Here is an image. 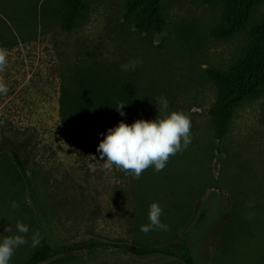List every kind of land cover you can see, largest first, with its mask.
Wrapping results in <instances>:
<instances>
[{
    "label": "rangeland",
    "instance_id": "374dc122",
    "mask_svg": "<svg viewBox=\"0 0 264 264\" xmlns=\"http://www.w3.org/2000/svg\"><path fill=\"white\" fill-rule=\"evenodd\" d=\"M46 0H0V18L13 29L17 45L7 49L0 78V239L29 226L27 244L9 264H27L40 232L54 248L96 238L109 246L59 255L43 264H184L166 256L137 257L111 244H163L187 240L198 264H264V94L233 114L220 141L208 114L217 88L206 70L232 72L246 56L253 31L264 25V0L255 2L242 29L217 39L227 0H162L168 19L163 34L147 35L127 16L128 0H87L72 32L44 15ZM6 49V48H5ZM71 54H147L161 72L168 113L191 120V143L166 167L147 169L139 179L105 169L78 132L59 115L61 70ZM9 141L27 167L31 189L12 163ZM16 202L18 207H12ZM157 202L168 229L147 234L150 205ZM11 227L12 232H5ZM227 227L232 231L223 237ZM45 235V237H44ZM225 241V242H224Z\"/></svg>",
    "mask_w": 264,
    "mask_h": 264
},
{
    "label": "trees",
    "instance_id": "16d2710c",
    "mask_svg": "<svg viewBox=\"0 0 264 264\" xmlns=\"http://www.w3.org/2000/svg\"><path fill=\"white\" fill-rule=\"evenodd\" d=\"M211 3L213 0H204ZM229 4L223 25L212 30L214 38L233 36L242 29L258 0H227ZM48 16L53 24L65 32H72L83 19L87 0H46ZM127 16L134 13V28L142 34H163L168 19L163 13L162 0H128ZM254 40L246 56L232 72L208 68V78L217 88V97L208 114L217 138L222 141L229 132L232 117L237 108L247 101L260 99L264 94V25L253 31ZM17 45L12 27L0 18V47L11 49ZM71 60L61 70L63 81L59 101V115L82 137L86 147L96 155L97 147L109 128L121 121L132 124L137 119L154 120L161 110L157 98L162 97L161 72L149 67L147 54H115L110 60L104 55L71 54ZM139 60L135 70L122 71L121 65ZM125 104L124 116L117 106ZM168 113V111H167ZM5 145L12 153V163L18 169L22 180L31 189L27 167L20 155L7 140ZM232 228L227 227L223 237H228ZM45 237V235H44ZM225 242V241H224ZM96 238H89L81 244L59 249L44 238L27 264H43L53 258L74 251L91 250L98 246H109ZM137 257L166 256L176 258L184 264H198L187 240H174L163 244L135 245L111 244Z\"/></svg>",
    "mask_w": 264,
    "mask_h": 264
},
{
    "label": "clouds",
    "instance_id": "9594fccd",
    "mask_svg": "<svg viewBox=\"0 0 264 264\" xmlns=\"http://www.w3.org/2000/svg\"><path fill=\"white\" fill-rule=\"evenodd\" d=\"M8 56V50L0 47V73L8 67ZM139 63L142 61H129L121 65V70H135ZM7 92L8 86L3 78H0V94ZM157 103L161 112L156 119H137L130 125L121 121L118 126L109 128L106 135L101 134L104 138L100 141L97 152L105 169L115 167L116 170L139 179L150 167H154L156 172L162 171L172 156L186 149L191 143L190 117L183 111L167 113L168 101L164 97H158ZM124 106L122 103L116 107L121 116L125 115ZM12 207H18V204L14 201ZM162 215L161 206L153 202L148 212L149 223L141 225L140 231L145 234L153 229L166 231L168 225L161 222ZM16 229L20 234L0 239V264H9L15 249L28 242L25 236L29 232V226L18 221ZM5 232H12V228L6 227ZM42 239L40 232L34 233L32 246H39Z\"/></svg>",
    "mask_w": 264,
    "mask_h": 264
}]
</instances>
